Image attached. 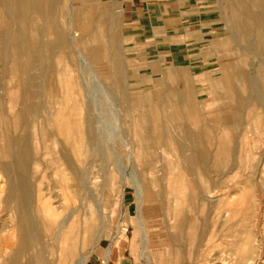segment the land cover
Listing matches in <instances>:
<instances>
[{
    "label": "rangeland",
    "instance_id": "rangeland-1",
    "mask_svg": "<svg viewBox=\"0 0 264 264\" xmlns=\"http://www.w3.org/2000/svg\"><path fill=\"white\" fill-rule=\"evenodd\" d=\"M6 2L0 0L4 26H0L4 54L0 68L9 71L0 78V90L1 85L7 88L9 103V124H4L16 139L25 135L28 166L25 173H3L0 160V264H103L107 259L108 264H236L238 239L246 263L264 264V96L261 102L242 104L254 87L264 93V43L255 47L251 37H245L246 19L247 26L264 39V3L74 0L73 27L83 28L79 36L86 43H78L86 56L83 66L78 65L77 52L71 56L57 52L51 58L55 69L43 76L46 61L34 55L28 68H21L26 56L18 50L16 32L26 30L44 41L57 37L47 19L36 13L27 17L26 27L19 16L9 18ZM56 17L61 28L64 5ZM107 20L111 29L102 23ZM104 47L106 53L119 55V68L104 58ZM80 68L86 72V82L78 76ZM69 70L71 82L65 74ZM112 72L115 79L119 77L118 86L113 85ZM248 73L254 86L245 80ZM35 102L42 104L41 109L31 108ZM59 102L68 114L58 117V123L69 117L77 127L83 124L89 135L87 151L72 157L74 167L84 159L83 185L75 182L61 157L67 137L55 130ZM198 134L204 135L212 167L218 160L228 163V156L235 154L231 168L222 166L226 174L218 175L212 167L205 175L196 170L189 144ZM145 135L150 147L144 153ZM18 144L15 150L11 146V155L17 153ZM6 160L13 171L22 164L14 155ZM19 175L26 177L36 237L25 248L12 237L19 223L15 205L3 203L9 182ZM205 178L215 186L216 197L201 201L198 190Z\"/></svg>",
    "mask_w": 264,
    "mask_h": 264
},
{
    "label": "bare ground",
    "instance_id": "bare-ground-1",
    "mask_svg": "<svg viewBox=\"0 0 264 264\" xmlns=\"http://www.w3.org/2000/svg\"><path fill=\"white\" fill-rule=\"evenodd\" d=\"M7 2H6V6H5V12H6V15L9 17V18H11V17H20L22 20H23V22H24V24H25V27H26V25H27V17L29 18V16H30V14L31 13H36L37 15H39L41 18L43 17H45L46 19H47V22L49 23V28L51 29V32H52V35H54L55 36V39H56V37H57V40H52V38H51V40H48L47 39V41H44L41 37H39V36H34V37H32L31 35H30V33H28L26 30H21V31H17L16 32V34H17V36H18V42H19V46H18V50H19V52H20V54H24V56H26V58H25V60H24V62L21 64V68L22 69H24V70H26L27 68H28V66H29V64H30V61H31V59L33 58V55L35 56V59H38V61H42V62H44L45 63V61H46V63H45V66H44V69L45 70H43V72H42V75L44 76L45 74H47L48 73V71L50 72V71H52L53 69H55V65H54V62H51V58H52V56H55L56 55V53L57 52H59V53H64V54H66V55H68L69 54V56H71V52H77L78 54H79V58H78V65L80 66V65H82V61H84L83 59L84 58H86V56L83 54V52L80 50V47H79V44L80 45H82L83 44V42H84V40H83V36L81 37V36H79L80 35V33H79V31L80 30H83V28H79L78 27V24L77 23H75V24H77V26H76V28H74L73 26H74V24H73V20H72V17H71V6H72V3H73V1L74 0H6ZM251 1H253V2H257V4H259L260 6H261V4H263L264 3V0H245V5L246 4H248V5H250L251 4ZM60 5H64L65 6V14H66V20H65V24H64V26H62L61 28H58V25H57V17H56V15H57V11H58V9H59V6ZM1 6H2V4H1ZM0 6V7H1ZM74 6V5H73ZM1 9V8H0ZM73 10H75V9H73ZM2 11V10H1ZM3 13H4V11H3ZM73 15V14H72ZM238 15V14H237ZM236 15V19H238L239 18V16H237ZM255 15V14H254ZM6 16V17H7ZM83 16V15H82ZM103 16V19H106V17L104 16V15H102ZM7 17V18H8ZM85 17V16H84ZM45 19V20H46ZM108 19V18H107ZM100 20H102V17L100 16ZM32 20H30V21H28V22H31ZM108 22H106V24H105V21L104 22H102L105 26H107V28L108 29H111L112 28V24H110L111 23V21H109V20H107ZM3 22V21H2ZM4 23V22H3ZM39 24V23H38ZM42 24V23H41ZM5 25V24H4ZM31 25V23L28 25V26H30ZM92 25V24H91ZM1 26V25H0ZM32 26H34V24L32 25ZM1 27H4V26H1ZM34 29V28H33ZM101 29V28H100ZM33 32V31H32ZM10 33V32H9ZM34 33V32H33ZM104 34V33H103ZM44 35V34H43ZM1 36V35H0ZM97 36V35H96ZM96 36H94V38L96 37ZM112 36V35H111ZM246 36H248V37H251V39H252V41H251V44L253 45V46H255V47H257L258 45H261V44H263L264 43V39L261 37V36H259L258 35V33L257 32H254L252 29H250L248 26H247V22H246V19H245V37ZM48 38H49V36H48ZM99 38V37H98ZM1 39V38H0ZM110 40V39H109ZM95 41H96V39H95ZM98 41V40H97ZM87 42H88V40H87ZM109 42V41H108ZM79 43V44H78ZM85 43V42H84ZM97 44V43H96ZM112 44L113 43H111V44H109V47H111L112 46ZM85 45H86V43H85ZM84 45V46H85ZM88 45H89V43H88ZM92 45H93V43H92ZM6 46V45H5ZM88 46H86V48H87ZM93 47V46H92ZM98 47V46H97ZM91 48V47H90ZM108 48V47H107ZM107 48L106 47H104V58L107 60V62H109L110 63V65L112 66V67H114V68H119V66H120V60H119V58H118V56H116V54L114 53V52H112V51H108L109 53H106V51H107ZM95 49H97V48H95ZM100 49V48H99ZM84 50H85V48H84ZM89 50V49H88ZM47 51V52H46ZM93 51V50H92ZM0 56H2L3 57V49L2 48H0ZM85 52V51H84ZM95 52V51H94ZM100 52V51H99ZM96 53V52H95ZM98 53V52H97ZM94 54V53H93ZM103 56V55H102ZM56 57V56H55ZM91 57L93 58V55H91ZM88 58V57H87ZM86 60V59H85ZM95 60V59H94ZM87 61V60H86ZM102 62H104V61H102ZM106 62V63H107ZM84 63V62H83ZM87 63V62H86ZM88 65V64H87ZM91 65V64H90ZM65 66V65H64ZM83 66V65H82ZM86 66V65H85ZM79 68V67H78ZM83 68V67H82ZM82 68H80L79 70H81V73H79L80 75H78V76H81L82 78H83V82H86V77H85V73L86 72H84L83 71V69ZM87 68H89V65L87 66ZM86 68V69H87ZM35 69V68H34ZM59 69V68H58ZM89 69H91V66H90V68ZM168 69V68H167ZM85 70V69H84ZM114 70V69H113ZM116 70V69H115ZM170 70V69H169ZM65 71V70H64ZM106 71V70H105ZM79 72V71H78ZM116 72H117V70H116ZM169 72V71H168ZM183 72V71H182ZM60 73V72H59ZM93 73H95V72H93ZM113 73V77L112 78H114V84L113 85H117L118 86V83H119V75H118V72H117V75L118 76H116L117 78L115 79V73L114 72H112ZM36 74V73H35ZM66 76H68V75H70L69 77V80H67V81H72V77H73V73H72V70H69V71H67L66 73ZM169 74V73H168ZM167 74V75H168ZM55 75H57V73L55 74ZM95 75V74H94ZM251 74H249L248 73V75H247V77H246V81H247V83L250 85V86H254L255 85V81L251 78V76H250ZM170 76V75H169ZM56 77H58V76H56ZM32 78V77H31ZM42 79V78H41ZM40 79V80H41ZM64 80H65V78H64ZM105 80V79H104ZM169 80V79H168ZM176 80V79H175ZM79 81V80H78ZM180 81V80H179ZM258 81V80H257ZM47 82V81H46ZM50 82V81H49ZM113 82V81H112ZM170 82H173V81H170ZM27 83V85H29L30 84V81L29 80H27L26 82H25V84ZM32 83V82H31ZM45 83V82H44ZM82 83V82H81ZM80 83V84H81ZM175 83V82H174ZM180 83V82H179ZM52 84V83H51ZM195 84V83H194ZM78 85V84H77ZM112 85V86H113ZM41 86V85H40ZM80 86V85H79ZM78 86V87H79ZM82 86V85H81ZM101 86H102V84H101ZM51 87V86H50ZM249 87V86H248ZM114 89H115V87H114ZM50 90V89H49ZM34 90H32V92H33ZM244 91H246L245 89H244ZM253 91V92H252ZM252 91L250 90L249 91V93H248V95H244V98H243V106L245 105V106H249L250 105V103L251 102H254V103H256V102H261V100L263 99V96H264V93L262 94V90L261 89H259V88H257V87H254L253 89H252ZM264 91V90H263ZM35 92V91H34ZM119 92V91H118ZM76 92H74V94H75ZM39 94V93H38ZM43 94H44V89H43ZM35 96H37V94H35ZM74 96V95H73ZM109 95H107V96H105V98L106 97H108ZM64 97H65V95H64ZM71 97V96H70ZM112 97V96H111ZM155 97V96H154ZM63 98V97H62ZM109 98H110V96H109ZM153 98V97H152ZM187 98V97H186ZM44 99V98H43ZM65 99V98H64ZM106 99H108V98H106ZM115 99V98H114ZM65 100H67V99H65ZM69 100V99H68ZM116 100H117V98H116ZM44 101V100H43ZM43 101H42V103H43ZM72 101V100H71ZM189 101H190V99H189ZM63 102V101H62ZM65 102H67V101H65ZM107 102V101H106ZM108 102H109V100H108ZM108 102H107V106H111L110 105V103L108 104ZM110 102H111V100H110ZM45 103V102H44ZM68 103V102H67ZM66 103V104H67ZM132 103V102H131ZM187 103V102H186ZM189 103V102H188ZM188 103H187V105L186 106H189L188 105ZM59 104H61V105H59L58 107H56L57 109H56V111H55V113H56V115L55 116H57L56 117V123L54 124L55 125V130L57 131V132H65V135H66V137H67V140H66V146H65V148L64 149H62L60 152H61V157L62 158H64V160H65V162H66V164H67V169H70V172L72 173V174H74L75 176V182H78L79 184H81V185H83V181H86V180H83V175L84 176H86L85 174H83L84 173V171H83V161H84V159L83 158H80V160H78L77 161V166L76 167H74L75 165L73 164V161H72V157L74 156V154H75V152H81V153H83L85 150L87 151V148H88V144H89V135H87V133H86V131L84 130V126H83V124H80L79 125V127H77L76 125H74L71 121H68L69 119H67V118H69V117H63V121H62V125L61 124H59L58 123V117H61L63 114H65V115H67L68 113L67 112H64V111H66V109L64 110V111H62V107H63V103H60L59 102ZM65 104V105H66ZM64 105V106H65ZM140 105V104H139ZM193 105V104H192ZM42 106V104L41 103H37V102H35L32 106H31V108H34V109H36V108H39V109H41L40 107ZM91 106V105H90ZM113 106H115V104L113 105ZM242 106V107H243ZM27 107V106H26ZM69 107V106H68ZM240 107H241V105H238L237 106V108H235V110L238 112L239 111V109H240ZM65 108H67L66 106H65ZM93 108V107H92ZM113 110V109H112ZM70 113H71V111H70ZM184 113V112H183ZM195 114V113H194ZM197 114V113H196ZM54 118V117H53ZM55 119V118H54ZM114 119H116V117L114 118ZM64 120H67V122L65 123V121ZM80 121V120H79ZM82 122V121H81ZM79 123V122H78ZM229 123V122H228ZM203 127V126H202ZM238 127V126H237ZM207 128V127H206ZM212 128V127H211ZM215 128V127H214ZM213 128V129H214ZM204 129H205V127H204ZM217 130V131H216ZM215 131L216 132H218V129H216ZM237 131V130H236ZM45 132H47L46 130H45ZM56 132V133H57ZM247 132H248V130H247ZM224 133V132H223ZM46 134V133H45ZM62 134V133H61ZM61 134H60V137H61ZM225 134V133H224ZM223 134V135H224ZM228 134V133H227ZM223 135H221L222 136V138H225V137H223ZM234 135V134H233ZM211 137H212V135H210ZM44 136H42V138H43ZM206 137H208V136H206ZM226 137H227V135H226ZM230 137V136H229ZM240 138L239 139H241V136H239ZM245 137V136H244ZM243 137V138H244ZM221 138V137H220ZM228 138V137H227ZM53 139H55V138H53ZM206 139V138H205ZM233 139V138H232ZM43 140V139H42ZM56 140V139H55ZM122 140V139H121ZM170 140V139H169ZM168 140V141H169ZM244 140V139H243ZM150 141V138H148V135H145V137L143 138V140H142V144H144V147H142L143 149H142V151L144 152V150H146V149H148L150 146H149V142ZM183 141V140H182ZM7 142V141H6ZM38 142V141H37ZM41 141H39V143H40ZM136 142V141H135ZM140 142V141H139ZM228 142V141H227ZM241 142V141H240ZM38 143V145H40ZM42 143V142H41ZM96 143V142H95ZM124 143V142H123ZM174 143V142H173ZM44 144V143H43ZM54 144V143H53ZM175 144V143H174ZM231 144H232V142H231ZM234 144V143H233ZM45 145V144H44ZM6 146V145H5ZM5 146H4V148H5ZM55 146V145H54ZM230 146V145H229ZM7 147H8V145H7ZM141 147V146H140ZM176 146H174V148H175ZM2 148V147H1ZM0 148V149H1ZM40 148V147H39ZM38 148V149H39ZM217 148V147H216ZM230 148V147H229ZM189 149L191 150V159H192V162L197 166V169L196 170H198V172H199V174H201V175H205L206 173H207V171H208V169L209 168H211L212 166V158L210 157V151H209V149L206 147V146H204V135H201V134H198V135H196L195 137H191V139H190V144H189ZM5 150V149H4ZM42 150V149H41ZM135 150V149H134ZM231 152L233 153V151L235 150L234 149V147L233 146H231ZM241 150V149H240ZM239 150V151H240ZM1 151V150H0ZM7 151V150H6ZM62 151H63V153H62ZM238 151V152H239ZM8 152V151H7ZM30 152H31V149H30ZM107 152H108V150H107ZM137 152V151H136ZM146 152V151H145ZM144 152V153H145ZM143 153V154H144ZM245 153V152H244ZM2 154H4V153H2ZM6 155H7V153H5ZM9 154V153H8ZM58 154V153H57ZM60 154V153H59ZM71 154V155H70ZM85 154V153H84ZM142 153H139V155H141ZM18 155V154H17ZM17 155H15L16 157H18V159L19 158H21V167L23 168L22 170H25V168H27V164H28V162H27V160H28V149H27V146H25L24 148H23V152H21L18 156ZM40 155V153L38 154V156ZM76 155V154H75ZM86 155V154H85ZM138 155V156H139ZM216 155V154H215ZM235 155V154H234ZM234 155H230V156H228V160H229V162L228 163H221V162H213V167H212V170L213 171H215V172H217V174L218 175H220V174H222V172L224 171V169H223V165H224V167H230L231 168V165L233 166V158H234ZM240 155V154H239ZM3 156V155H2ZM12 156V155H11ZM59 156V155H58ZM82 156H84V155H82ZM88 156V155H87ZM214 156V155H213ZM218 157H219V155H218ZM0 158H1V156H0ZM37 158V157H36ZM85 158V157H84ZM163 158V157H162ZM166 158V157H165ZM239 158H241V156H239ZM78 159H79V157H78ZM86 160H87V158H85ZM219 159V158H218ZM1 160V159H0ZM6 160V159H5ZM62 160V159H61ZM144 161H145V159H143ZM142 160V161H143ZM215 160V159H214ZM3 161H4V157H3ZM75 161V160H74ZM139 161V160H138ZM156 161V160H155ZM185 161V160H184ZM5 162V161H4ZM19 162V161H18ZM140 162H141V160H140ZM139 162V163H140ZM146 162H148V161H146ZM145 162V163H146ZM168 162H169V160H168ZM178 162V161H177ZM16 163H17V161H16ZM142 163V162H141ZM140 163V164H141ZM13 164V163H12ZM168 164V163H167ZM181 164V163H180ZM9 165H11L10 163H9ZM148 165V164H147ZM169 165V164H168ZM176 165H178V164H176ZM12 166V165H11ZM195 166V167H196ZM13 167V166H12ZM19 168H20V166H18ZM144 167V166H143ZM145 167H147V166H145ZM165 167V166H164ZM179 167V166H178ZM177 167V168H178ZM29 168V167H28ZM152 168H153V166H152ZM151 168V169H152ZM181 167H179V169H180ZM3 169V168H2ZM5 169V168H4ZM10 170V169H9ZM11 170H12V168H11ZM64 170H65V168H64ZM86 170V169H85ZM148 170V169H147ZM13 171V170H12ZM12 171H10V172H12ZM168 171V170H167ZM166 171V172H167ZM178 171V170H177ZM181 171V170H180ZM69 172V171H68ZM170 173V172H169ZM186 173V172H185ZM224 173L226 174L227 172L226 171H224ZM176 174V173H175ZM182 174V173H181ZM180 174V175H181ZM62 175H64V173L62 174ZM198 175V174H197ZM72 176V175H71ZM176 176V175H175ZM224 176V175H223ZM3 177V176H2ZM67 177V176H66ZM65 177V178H66ZM204 177V176H203ZM1 178V177H0ZM4 178V177H3ZM2 178V179H3ZM69 178V177H68ZM85 178V177H84ZM157 178V177H156ZM199 178V177H198ZM72 179H73V177H72ZM71 179V180H72ZM86 179V178H85ZM175 180H178V178L177 179H175ZM174 180V181H175ZM200 180V179H199ZM206 180V181H205ZM205 182H203V184L199 187V190H198V195L200 196V199H201V201L203 200L204 201V199H206V200H208V199H213L214 197H216V195H215V191L216 190H214L213 188L215 187V186H213L212 187V185L213 184H210L211 182H209V180H207V178H205ZM73 182V181H72ZM177 182V181H176ZM200 182V181H199ZM216 182V181H215ZM1 183V182H0ZM4 183V182H3ZM70 183H71V181H70ZM200 184H201V182H200ZM2 185V184H1ZM6 185V184H5ZM172 185H175V184H172ZM193 185H194V183H193ZM181 186V185H180ZM72 187V186H71ZM85 187V186H84ZM138 187V186H137ZM179 187V186H178ZM2 188H3V186H2ZM6 188V186H4V189ZM172 188V187H171ZM8 195L5 197V199H6V204L7 205H10L11 203H13L14 205H15V210H17V220L19 221V223H18V227H17V229H18V232H17V234H12V237L14 238V237H17L18 239H19V241H20V246L23 248H25L26 246H27V244H31V242L33 241V240H36L35 238V235H34V232H33V225H32V211H31V209L29 208L30 207V204H31V202H30V192L28 191V185H27V181H26V177H21L20 175L19 176H16V179H14L13 180V182L12 183H10L9 182V185H8ZM81 189V188H80ZM173 189V188H172ZM138 190L139 189H137V193H138ZM168 190V189H167ZM189 190V189H188ZM0 191H2V190H0ZM41 191V190H40ZM171 192H172V190H170ZM169 191V192H170ZM190 191V190H189ZM71 192V191H70ZM168 192V193H169ZM177 192V191H176ZM74 193V192H73ZM221 193V192H220ZM72 194V193H71ZM70 194V195H71ZM80 194V193H79ZM171 194V193H170ZM187 194V193H186ZM191 194V193H190ZM39 195V194H38ZM38 195H36V197L38 196ZM75 195V194H74ZM165 195H166V193H165ZM168 195V194H167ZM176 195V194H175ZM185 195V194H184ZM67 196V195H66ZM76 196H77V194H76ZM138 196V195H137ZM193 196V195H192ZM197 196V195H196ZM38 197H40V196H38ZM194 197V196H193ZM74 198V197H73ZM72 198V199H73ZM167 198V197H166ZM173 198H175V197H173ZM181 198V197H180ZM190 198V197H189ZM71 199V198H70ZM153 199V198H152ZM151 199V200H152ZM68 200V199H67ZM77 200V199H76ZM75 200V201H76ZM177 201V200H176ZM174 202V201H173ZM180 202H181V200H180ZM191 202H192V200H191ZM169 203V202H168ZM190 204V203H189ZM37 211H38V213H39V215L40 216H42V212H41V210H40V208H39V205H41V201L39 200V198H38V201H37ZM167 205V204H166ZM174 205V204H173ZM186 205H188V203L186 204ZM193 205V204H192ZM196 205V204H195ZM204 205V204H203ZM1 206V205H0ZM36 206V205H35ZM194 206V205H193ZM192 206V207H193ZM168 207V206H167ZM181 207V206H180ZM185 207H188V206H185ZM32 208V207H31ZM35 208V207H34ZM78 208V207H77ZM76 208V209H77ZM186 209V208H185ZM14 210V209H13ZM48 211H47V214L48 215H50L51 213H52V208L51 207H48V209H47ZM168 210H170V209H168ZM173 210V209H172ZM9 211V210H8ZM30 211H31V213H30ZM181 211V210H180ZM184 211V210H183ZM5 212V211H4ZM75 212V211H74ZM73 212V213H74ZM168 212V211H167ZM177 212H179V211H177ZM181 213V212H180ZM184 213V212H183ZM1 214H3V213H1ZM167 214H169V213H167ZM182 214V213H181ZM177 215V214H176ZM185 215V214H184ZM10 216H12V215H10ZM15 216V215H14ZM13 216V217H14ZM73 216V215H72ZM78 217H79V215H77ZM242 216V215H241ZM1 217V216H0ZM181 217V216H180ZM184 217V216H183ZM15 218V217H14ZM52 218V217H51ZM75 219V218H74ZM180 219H184V218H180ZM15 220V219H14ZM14 220H12V221H14ZM41 220V219H40ZM43 220V219H42ZM11 221V220H10ZM33 221H34V219H33ZM76 221H78V220H76ZM243 221V220H242ZM5 222V221H4ZM177 223V222H176ZM13 224V223H12ZM46 224V223H45ZM86 224V223H85ZM3 224H0V226H2ZM6 226H7V224H5ZM14 226V225H13ZM16 226V225H15ZM14 226V227H15ZM183 226V225H182ZM5 227V226H4ZM7 227H5V229H6ZM1 229H4V228H2L1 227ZM8 229V228H7ZM10 229H12V228H10ZM84 229H86V227L84 228ZM9 230V229H8ZM7 230V231H8ZM13 230V229H12ZM15 230V229H14ZM1 231V230H0ZM31 231L33 232V233H31ZM69 231V230H68ZM67 231V232H68ZM89 231V230H88ZM11 232V231H10ZM5 232H3V233H1V235L3 236V234H4ZM10 234V233H9ZM8 235V234H7ZM86 235V234H85ZM1 236V237H2ZM254 237V236H253ZM6 238V237H5ZM4 238V239H5ZM8 238V237H7ZM2 239V238H1ZM10 238H8V240H9ZM86 239V238H85ZM3 241V240H2ZM5 241V240H4ZM7 241V240H6ZM5 241V242H6ZM15 241V240H14ZM36 242V241H35ZM8 243V242H7ZM76 243V242H75ZM5 244V243H4ZM69 244V243H68ZM84 244V243H83ZM235 244V243H234ZM33 245H34V243H33ZM233 245V244H232ZM241 243H240V240L238 239L237 240V242H236V244H235V246H236V264H248V262L246 263V260H245V252L242 250V248H241ZM10 246V245H9ZM238 246L240 247L239 249H238ZM50 248H52V247H50ZM33 250H34V248H32ZM74 249L75 248H72L71 249V255H72V253H73V251H74ZM37 250V249H36ZM67 250V249H66ZM59 251V250H58ZM11 253V252H10ZM34 253V252H33ZM59 253V252H58ZM61 253V252H60ZM59 253V254H60ZM66 253V252H65ZM111 253V249H110V251H109V254ZM62 256V255H61ZM7 257H9V256H7ZM2 258V257H1ZM4 258V257H3ZM5 259V258H4ZM107 261H108V259L107 260H103L102 262H103V264H108L107 263ZM5 263H7L6 262V260H5ZM11 264H15V262L14 261H12V263Z\"/></svg>",
    "mask_w": 264,
    "mask_h": 264
},
{
    "label": "crops",
    "instance_id": "crops-1",
    "mask_svg": "<svg viewBox=\"0 0 264 264\" xmlns=\"http://www.w3.org/2000/svg\"><path fill=\"white\" fill-rule=\"evenodd\" d=\"M128 26H131V25L129 24ZM2 59H3L2 56H0V61H2ZM4 75H6V76L9 75L8 68L6 70H4L3 68H0V78L2 76H4ZM0 94H1L0 95V115H1L0 116V127H1L0 128V148L2 147L0 149L1 150L0 151V156H1L0 159H2V168H3L2 172L10 174V171H12V170H9V164H8V162H4V161H7V160L3 161V157H4V159H7V157L11 156V146H12V149L15 150L14 149V145L17 142L19 143L18 144L19 145L18 151H17V153L12 154V155H14V156L17 155V154L19 155L21 152H23V148L26 146V144H25L26 141H25V135H19L18 138L16 139V137H14L15 135L11 136V135L8 134V132H6V128L5 127L9 124L8 123V119H9V111H8L9 103H8V97H7V88H5L3 85H1ZM4 117L7 118V119H5L6 121L4 120ZM4 123H6L7 125L4 124ZM10 136L12 138H10ZM7 145H8V147H7ZM4 146H5V148H4ZM4 152L7 153V155ZM2 153H4V154H2ZM22 169L23 168L20 166V168L18 167L17 169H14V171H12V172L13 173H21V172L25 173V170H22ZM3 203H5V204L7 203L5 198L3 200Z\"/></svg>",
    "mask_w": 264,
    "mask_h": 264
}]
</instances>
